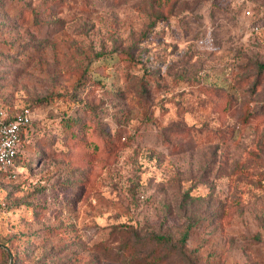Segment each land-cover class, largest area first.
<instances>
[{
	"label": "rangeland",
	"instance_id": "374dc122",
	"mask_svg": "<svg viewBox=\"0 0 264 264\" xmlns=\"http://www.w3.org/2000/svg\"><path fill=\"white\" fill-rule=\"evenodd\" d=\"M0 107V264H264V0H0Z\"/></svg>",
	"mask_w": 264,
	"mask_h": 264
},
{
	"label": "built area",
	"instance_id": "2783aa9c",
	"mask_svg": "<svg viewBox=\"0 0 264 264\" xmlns=\"http://www.w3.org/2000/svg\"><path fill=\"white\" fill-rule=\"evenodd\" d=\"M32 121V113L24 109L7 116L0 110V175L6 179L17 177V158L21 143V134Z\"/></svg>",
	"mask_w": 264,
	"mask_h": 264
},
{
	"label": "trees",
	"instance_id": "16d2710c",
	"mask_svg": "<svg viewBox=\"0 0 264 264\" xmlns=\"http://www.w3.org/2000/svg\"><path fill=\"white\" fill-rule=\"evenodd\" d=\"M29 109V108H28ZM0 110H3L5 111L3 108L0 107ZM5 113L7 114L8 117H10L11 115L8 114L7 111H5ZM30 126H31V123L25 128L24 132L21 134V143H20V148H19V153H18V158H17V177H18V174H19V168L21 167V161H22V148H23V144L24 142L26 141V139L28 138L29 136V133H32L31 129H30ZM68 126L70 127V125L68 124ZM68 134H71V135H68L69 136V139L71 141V148L76 150L78 152V150H81V142L77 141L76 140V137H71V136H74L73 132L70 131L68 132ZM83 146L86 148L87 144L84 143ZM86 151V149H85ZM86 155V154H85ZM16 177V179H17ZM0 178H5L3 175H0ZM6 179V178H5ZM15 179V180H16ZM154 240V239H153ZM155 240H164V237H156L155 236Z\"/></svg>",
	"mask_w": 264,
	"mask_h": 264
}]
</instances>
